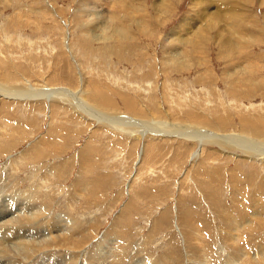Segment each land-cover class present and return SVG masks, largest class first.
Segmentation results:
<instances>
[{
	"label": "rangeland",
	"instance_id": "374dc122",
	"mask_svg": "<svg viewBox=\"0 0 264 264\" xmlns=\"http://www.w3.org/2000/svg\"><path fill=\"white\" fill-rule=\"evenodd\" d=\"M12 1L0 0V83L7 89L0 93V220L18 212L12 206L21 205L24 193L29 196L31 184L50 179L41 183V195L48 196H41L44 211L34 213V223L46 229L52 219L72 213L67 222L75 225L65 232L73 235L78 226L75 236L87 252L82 258L77 252L79 258L67 264H113L111 258L114 264H264V154L258 159L238 145L229 149L215 141L194 142L191 134L192 140L180 137L194 115L209 121L215 136L242 134L239 142L253 149L249 143L264 144L255 134H264L261 0L240 1L238 10L246 13L238 18L224 13L234 0H223L224 9L218 0L210 6L195 0L221 12L217 16L203 8L196 13L191 0H167L169 11L150 7L139 16L124 9L109 14L106 0ZM92 6L105 7L108 24L111 15L118 27L134 25L133 40L94 41L87 28L98 22ZM141 14L150 27L143 32L134 21ZM201 23L208 42L199 34ZM233 24L245 29L237 39L227 33ZM197 28L200 47L194 41L179 63L171 62L182 44L166 42L167 36L174 29L190 39ZM48 86L53 92L73 90L81 100L69 92L66 100L35 97L32 88ZM132 102L146 105V121L161 123L155 125L161 131L152 125L140 136L142 130L130 123L114 127L118 122L109 117L145 121ZM39 258L19 257L17 264H63L55 255Z\"/></svg>",
	"mask_w": 264,
	"mask_h": 264
},
{
	"label": "bare ground",
	"instance_id": "6f19581e",
	"mask_svg": "<svg viewBox=\"0 0 264 264\" xmlns=\"http://www.w3.org/2000/svg\"><path fill=\"white\" fill-rule=\"evenodd\" d=\"M4 1H9V0H4ZM12 0H10V2H11ZM14 1V0H13ZM12 1V2H13ZM18 1V0H17ZM106 1H111V3L109 4V8H108V12H109V14L110 13H116L117 14V16H118V14L119 13H121V10H125V14H128V13H138V14H136L137 16H139L140 15V13H145L144 15H146V14H148L149 13V9H150V7L152 8V9H155L156 11H169V6H168V3H166V1L167 0H155V2L154 3H152V5H150L149 3H147V0H106ZM181 1V0H180ZM192 1V6H193V8L196 6V9L194 10V11H196V13H200V11H201V9L203 8V10L206 12V13H212L213 15H215V16H217L219 13H221V12H218L216 9H213V10H211V7L210 8H207V7H205V5L203 4V5H201V6H199V5H197L196 3H195V0H191ZM223 0H218V2H219V6H218V8L219 9H224L225 7H226V2H222ZM240 1H242V0H234V2H230V4L228 3L227 5L229 6H231V9H230V11L229 12H224V13H234V17L235 18H238V16H239V14L238 13H246V12H242V10L241 11H239L238 10V3L240 2ZM9 2V3H10ZM19 2H20V0H19ZM105 2V1H104ZM213 2H214V0H208V6H210L211 4H213ZM14 3H16V2H14ZM182 3H183V1H182ZM25 4V3H24ZM50 4V3H49ZM94 4V3H93ZM118 5L117 7H119V9H116V5ZM261 4H264V0H261ZM6 5V4H5ZM19 5H20V3H19ZM85 5V4H84ZM92 5V4H91ZM103 5V4H102ZM17 6H18V3H17ZM215 6V5H214ZM230 6H229V8H230ZM190 7H191V5H190ZM217 7V6H216ZM245 7V6H244ZM243 7V8H244ZM86 8H87V6H86ZM105 7H103V9H104ZM121 8V9H120ZM19 9H21L20 7H19ZM18 9V10H19ZM100 9H101V6H100ZM102 9V10H103ZM16 10V9H15ZM18 10H17V12H18ZM23 10V9H22ZM85 10H87V9H85ZM84 10V11H85ZM91 10V11H90ZM90 10H88V11H90V13H96V15H94L95 16V19L96 18H98V22H97V24H94L92 27L90 26V27H87V26H89V25H87L86 27L89 29V31H91L92 32V39L94 40V41H96V40H101V41H104V42H108V41H114V42H119V41H122V40H124V39H126V40H128V41H131V40H133V38H134V34H133V29H134V25L132 26L133 27V29H131V28H127V26L126 27H124V26H121V27H118L117 25H114V22H113V19H111V15H110V17H109V22H110V24H108V18H107V16H104V11H102V10H99L98 8H96L95 6H92V7H90ZM32 11V10H31ZM65 12V11H64ZM83 12V11H82ZM88 13V12H87ZM150 13H152V12H150ZM165 13V12H164ZM113 14V15H114ZM159 14V13H158ZM91 15V14H90ZM142 15V14H141ZM144 15H142L141 16V18H139V17H137L136 19L137 20H134L133 18H132V20H134V21H136L137 22V25L136 26H139V28H138V30H140V32L142 31H146L147 29H146V25H145V23L146 22H148V17L147 16H145L144 17ZM93 16V15H92ZM125 16V15H124ZM123 16V17H124ZM128 16H129V14H128ZM159 16V15H158ZM215 16H207L206 18H205V20H207L209 17L210 18H213L214 20H215ZM113 17V16H112ZM92 18V17H91ZM90 18V19H91ZM147 18V19H146ZM150 18V17H149ZM194 18V17H193ZM89 19V20H90ZM94 19V20H95ZM116 19V18H115ZM126 19V18H125ZM158 19V18H157ZM87 20V19H86ZM88 20V21H89ZM92 20V19H91ZM123 20V19H122ZM122 20H120V22L122 21ZM130 20V19H129ZM152 20V19H151ZM190 20H192V19H190ZM204 20V21H205ZM239 20V19H238ZM242 20V19H241ZM125 21V20H124ZM134 21L131 23V24H133L134 23ZM203 21V22H204ZM208 21V20H207ZM240 21V20H239ZM92 22V21H91ZM95 22V21H94ZM116 22V21H115ZM123 22V21H122ZM126 22V21H125ZM127 22H129L128 20H127ZM202 22V23H203ZM217 22V21H216ZM241 23H244V20H242V21H240ZM85 23V22H84ZM88 23V22H87ZM152 23V22H151ZM150 23V24H151ZM202 23L198 26V28L200 29H195L193 32H192V38H184V36H182L181 37V35L180 34H177L178 32H179V30L177 31V30H174L173 29V31L171 32V34L169 35V36H167V38L165 39L166 40V42H169V40L170 39H173L174 41H176V42H178L179 41V43H180V45L182 44V48L178 51V53H176L174 56H173V58L174 59H170V61L171 62H176V60H177V62L179 61L177 58L179 57V55L181 54V53H184V50H185V48L188 46V45H191V44H193V42L195 41V43H194V46H195V48H199L200 46H198L199 44H197V43H199V41H197V39L195 40V38L197 37V36H199V34H201L202 35V38H204V39H206V41L208 40V37L206 36V34L204 35V33H206V30H204V29H202V28H200L201 27V25H202ZM121 24V23H120ZM130 24V25H131ZM134 24H136V23H134ZM148 24V23H147ZM213 24V23H212ZM124 25V24H123ZM149 25V24H148ZM85 26V25H84ZM109 26H111V27H109ZM146 26V27H145ZM218 26V25H217ZM108 27L109 28H111L110 30L112 31V34L109 32L110 30H108ZM206 26H204V28H205ZM211 27V26H210ZM147 28H150V27H147ZM152 28V27H151ZM217 28V27H216ZM219 28V27H218ZM178 29V28H177ZM131 30H133V31H131ZM192 30V29H191ZM197 30H199L200 32H199V34L197 33ZM210 30V29H209ZM219 30V29H218ZM205 31V32H204ZM90 32V33H91ZM215 32V31H214ZM243 32H245V29L244 28H242V27H240V26H237V25H235V24H233L232 26H231V28H229L228 30H227V33H228V35L232 38V39H237L238 37H239V35H241ZM222 33H223V30L222 31H220L219 33H218V36H216L217 38H219V37H221V35H222ZM85 34V33H84ZM87 34V33H86ZM196 34V35H195ZM208 34V33H207ZM217 34V33H216ZM83 37V36H82ZM86 38V37H85ZM198 38V37H197ZM214 38H215V36H214ZM245 37H242V38H240V41H239V43L240 42H243V39H244ZM90 39V38H89ZM199 40V39H198ZM202 40V39H201ZM125 41V40H124ZM209 41V40H208ZM207 41V42H208ZM120 43V42H119ZM178 44V43H177ZM202 44V43H201ZM204 44V43H203ZM105 46V45H104ZM179 46V45H178ZM178 48V47H177ZM69 49H70V47H69ZM172 54V53H171ZM174 54V53H173ZM184 58V57H183ZM176 59V60H175ZM182 59V58H181ZM184 60V59H183ZM182 61V60H181ZM179 63V62H178ZM244 70V69H243ZM242 74H243V72H242ZM82 76V75H81ZM80 76V77H81ZM83 77V76H82ZM78 78V77H77ZM80 80V79H79ZM78 80V81H79ZM244 79H242V81H243ZM246 80H247V78H246ZM3 82V81H2ZM241 82V81H240ZM239 82V83H240ZM7 83V82H6ZM52 83V82H51ZM4 84V83H3ZM78 84V83H77ZM70 86V85H69ZM76 86V85H75ZM80 86V85H79ZM88 86V85H87ZM92 86V85H91ZM94 86V85H93ZM30 88V87H29ZM50 88L51 87H44V89H39V88H37V87H34V88H32V90H34V92H33V94H35V97H38V98H40V96H43L44 98H46L47 100H51V99H54V98H57V100H60V98L61 99H63V100H66L67 98H68V96L66 95L67 93L66 92H69L68 94H71V95H69V96H71L75 101H80L79 100V98L77 97L78 95H75L74 93H73V90L72 91H70V90H68V89H66L65 91H63V90H61V89H59V90H57L56 91V88H55V92H53L52 90H50ZM54 88V87H53ZM66 88V87H65ZM1 89H3L4 91L5 90H7V89H5V87H3V85L0 83V93H1ZM31 89V88H30ZM79 90H80V88H78ZM84 89V88H83ZM18 90V89H17ZM86 90V89H85ZM85 90L84 91H81V92H84L85 94H86V92H85ZM87 90H88V88H87ZM86 90V91H87ZM95 90V89H94ZM36 91V92H35ZM74 91H76V90H74ZM9 92H11V91H9ZM64 92L66 93V94H64ZM16 93V92H15ZM81 94V93H80ZM79 94V95H80ZM84 94V95H85ZM87 94H89V93H87ZM28 95H32V94H28ZM39 95V96H38ZM14 96V95H13ZM15 97V96H14ZM81 97H83V95H81ZM86 97H88V96H86ZM121 98V97H120ZM87 99V98H86ZM42 100V99H41ZM71 100V99H70ZM134 100V99H133ZM136 100V99H135ZM134 100V103L136 102ZM53 101V100H52ZM83 102V101H82ZM85 102V101H84ZM92 102H94V101H92ZM89 103V102H88ZM87 102H86V104H88ZM133 102L131 103L134 107H133V109L134 110H136V109H139L138 108V106H135V104H134ZM86 104H84V105H86ZM89 104H93V103H89ZM95 104H97V102L95 103ZM83 105V104H82ZM110 105H112L111 103H110ZM109 105V106H110ZM139 105V104H138ZM52 106V105H51ZM87 106V105H86ZM93 106V105H92ZM127 106V108L130 110L131 109V107L129 106V105H126ZM142 106V108H140L141 109V115H142V117H144V120L145 121H137V120H135V119H131V120H129L128 119V121H126V120H124L125 118H121L120 119V117L121 116H118L119 118H117V117H115V118H111V117H109L108 119L110 120V121H112V122H118V124H116V123H112V125H117V126H114V127H118V129L120 128V127H122V128H124L123 126H125V125H122L121 126V123H123V122H127V124L128 123H130L131 125L130 126H132L133 128L136 126V127H139L140 128V130H142L141 132H140V136H143V135H145V133H146V129H152L153 130V127H152V125H156L157 124V127L158 126H163L161 123H157L158 121H154V122H149L148 120L146 121V115L148 114L147 113V111H149V110H147V109H145V108H147L146 107V105H144V104H142L141 105ZM79 107V106H78ZM91 107V106H90ZM102 107V106H101ZM105 107H108V105H106ZM79 108H81V107H79ZM84 108H86V107H84ZM99 108V107H98ZM103 108V107H102ZM52 109V108H51ZM95 109V108H94ZM108 109V108H107ZM109 109H110V107H109ZM108 109V110H109ZM114 109V108H113ZM112 109V110H113ZM117 109V108H116ZM118 110V109H117ZM75 111V110H74ZM85 111V110H84ZM90 111H91V109H90ZM95 112V111H94ZM102 112V111H101ZM110 112H112V111H110ZM114 112V111H113ZM117 112V111H116ZM115 112V113H116ZM121 112V111H120ZM103 113V112H102ZM118 113H119V111H118ZM118 113H117V115H118ZM126 113V112H125ZM98 114V113H97ZM99 114H101V113H99ZM104 114V113H103ZM110 114V113H109ZM121 114H123V112L122 113H119V115H121ZM95 115H96V113H95ZM116 115V116H117ZM123 115H125V114H123ZM122 115V116H123ZM150 115V114H149ZM109 116V115H108ZM100 117V119H103V117H101V116H99ZM141 117V118H142ZM97 118V117H96ZM107 118V117H106ZM99 119V118H98ZM105 119V118H104ZM151 119V118H150ZM182 120V119H181ZM208 120H209V118H208ZM120 122V123H119ZM242 122V121H241ZM182 123H185V122H183L182 121ZM244 125H248L245 121L244 122H242ZM108 124V123H107ZM124 124V123H123ZM126 124V125H127ZM243 125V126H244ZM169 126V125H168ZM184 126H186V127H184ZM222 126V125H221ZM251 126V125H250ZM131 127V128H132ZM156 126H155V128L154 129H157V130H160V129H158ZM189 127V128H188ZM138 128V129H139ZM164 127H162V129H163ZM174 128H176V127H174ZM177 128H178V126H177ZM183 128H185V130H186V134H180V137H185V138H189V139H193V136H189L188 137V135L189 134H191V135H194L195 136V138H194V142H196V141H198L200 144H205V143H207V142H210V141H215V142H217L220 146H222V147H228L229 149L230 148H234V145H238V146H241L242 148H244V149H247V150H245V152L246 153H248L249 154V152H251L250 154L251 155H255V156H257V158H258V156H261V155H263L264 154V144H261V143H259L258 145H255V144H253V143H249L250 145L252 144L253 146H254V149L251 147V146H248V145H245V143H240L239 141H241V139H240V137L242 136V134H240L239 136V138L237 139V137L238 136H236V134L235 135H233L234 137H227V136H223V138H220V135H217V136H215L216 135V132H214V131H212L213 129H210L211 128V125H210V122L209 121H207V120H203V117H201V118H198V117H195L194 115H192L191 117H190V121H188V123L186 122V124H184L183 125ZM182 128V130H184ZM190 128H192V129H190ZM193 129H194V131H193ZM245 129H246V126H245ZM130 131H133L134 132V129H130ZM161 131V130H160ZM138 132V131H137ZM163 132V131H162ZM167 133L169 132V131H166ZM172 132V131H171ZM170 132V133H171ZM212 132H214L215 133V135H214V133H212ZM135 133V132H134ZM185 133V132H184ZM116 134V133H115ZM223 134V133H222ZM256 135L258 134V136H260L261 138L262 137H264V134L262 133V132H260V131H257L256 133H255ZM173 135V134H172ZM177 135V134H176ZM115 136V135H114ZM146 136V135H145ZM144 136V137H145ZM178 136V135H177ZM211 136H213V137H215V138H211L210 140H207L209 137H211ZM242 138V137H241ZM42 139V138H41ZM245 139V138H244ZM264 139V138H263ZM183 140V139H182ZM220 140V141H219ZM95 141V140H94ZM185 141V140H184ZM189 141V140H188ZM2 142V141H1ZM248 142V141H247ZM228 143H230V144H228ZM232 143V144H231ZM9 144V143H8ZM11 144V143H10ZM2 146V145H1ZM11 146V145H10ZM31 147V146H30ZM237 147V146H236ZM0 149H1V147H0ZM252 150H254V151H256V153L254 152L253 153V151ZM87 151V150H86ZM6 152V151H5ZM244 152V153H245ZM36 153V152H35ZM33 153H30L29 155H32ZM23 155H25L24 153H23ZM21 156L22 158H24V161L25 160H29V158H32L33 159V157H31V156H29V155H27V156H29V157H24V156ZM34 156V155H33ZM1 157V156H0ZM92 157V156H91ZM264 158V157H263ZM21 159V158H20ZM20 159H18V160H20ZM31 159V160H32ZM259 159V158H258ZM15 160V159H14ZM94 160V159H93ZM16 161H17V159H16ZM262 161H264V159H262ZM19 162V161H18ZM17 162V163H18ZM48 162V161H47ZM16 163V162H15ZM22 164V163H21ZM20 164V165H21ZM13 166V165H12ZM16 166V165H15ZM15 169H17V170H20L21 168L19 167H16ZM10 171V170H9ZM12 172V171H11ZM17 174V173H16ZM225 175V174H224ZM41 180V179H40ZM50 179H42L41 180V183H44L43 181H45V182H48ZM33 181V180H32ZM41 183L40 184H38V186L36 187L34 184H31V185H33L30 189V192L28 193L29 194V196H30V198H27V192L26 193H24V196H22L21 198H22V203H21V205H15V206H12L13 208H15L14 209V211H16V210H18V212L17 213H13L14 215H12V216H10L9 218H7V219H5V220H3V221H1L0 220V264H17V263H19V257H23L27 262H30V261H32L33 259L32 258H35L37 255H39V257L41 258V256H46V257H49V256H51V255H55V256H57V258L60 260V262H62L63 264H67L68 262V260H77L78 258H79V255H77V252L78 253H82L81 255V258L82 257H84L85 256V252H87V249H80V247L82 246V244H81V240L82 239H78L76 236H75V234H76V232H77V229H78V226L77 227H72V228H70V229H73V230H71V233L73 232V235H70V233H68V235L70 236V239L68 238V235L66 234V232L68 231L69 232V226H74V225H71L70 223H68L67 221H70V219H72V213H68V217H61V219L62 220H58V219H56V218H54V219H52V222L50 223V225L51 226H49L48 224H47V226L48 227H46V229H44L42 226H39L38 224H36V223H34V221L36 220V217H35V215H34V213H39L41 210H43L44 211V206H43V203H45V201L43 202H41V199H45V198H47V196L48 195H41V191L40 190H42L43 189V185H41ZM45 190L43 189V192H44ZM48 193V192H47ZM44 194H46V191H45V193ZM28 196V197H29ZM41 196H45V198H41ZM14 197V196H13ZM41 198V199H40ZM40 199V202L41 203H39L38 202V200ZM11 203H14V202H11ZM47 203V202H46ZM19 204V203H18ZM30 205V206H28L27 207V205ZM45 205V204H44ZM9 207V206H8ZM5 208V207H4ZM11 208V207H10ZM47 208V207H46ZM8 209V208H7ZM7 209H4V210H2V211H5L6 213H7ZM13 210V209H12ZM42 211V212H43ZM68 211H69V209H68ZM70 211H72L71 209H70ZM69 211V212H70ZM49 212H50V210L48 211V214H49ZM73 212V211H72ZM45 213V212H44ZM10 215V214H9ZM40 214H38V215H36V216H39ZM41 215H42V213H41ZM44 216V215H43ZM46 216H47V212H46ZM74 217V216H73ZM50 220H51V218H50ZM73 220V219H72ZM77 220V219H76ZM76 220H74V222L76 221ZM39 221V220H38ZM71 222H73V221H71ZM77 223H78V221H76ZM40 223V222H39ZM44 223V222H43ZM48 223H49V221H48ZM41 224V223H40ZM79 224V223H78ZM77 224V225H78ZM42 225V224H41ZM44 225V224H43ZM80 226V225H79ZM44 230H47L49 233H43V231ZM91 230V229H90ZM66 231V232H65ZM78 234H80V233H78ZM88 234V233H87ZM86 234V235H87ZM84 236V235H83ZM81 238V237H80ZM91 239H94L93 238V236L90 238V240ZM84 240H86V238H84ZM107 240V239H106ZM89 244V243H88ZM96 246V245H95ZM94 246V247H95ZM93 247V248H94ZM92 248V247H91ZM90 247H88V249H91ZM92 248V249H93ZM106 248V247H105ZM62 249H64V251H62ZM96 249H97V247H96ZM95 249V250H96ZM62 251V252H61ZM98 251V250H97ZM97 251H94V255H92L94 258L97 256ZM92 254V253H91ZM110 255V254H109ZM69 256V259L67 258ZM39 258V259H40ZM21 259V258H20ZM43 259V258H42ZM46 259V258H45ZM103 260V259H102ZM110 260H112V262H113V264H114V261H113V258H111ZM23 261V260H22ZM46 261H47V259H46ZM51 261V260H50ZM101 261V260H100ZM75 262V261H74ZM104 262V261H103ZM20 263H21V261H20ZM71 262H69V264H70ZM109 263H110V261H109ZM42 264V263H41ZM111 264V263H110Z\"/></svg>",
	"mask_w": 264,
	"mask_h": 264
}]
</instances>
